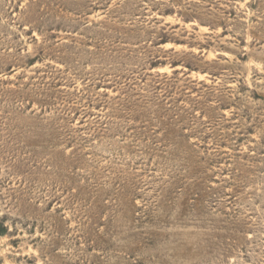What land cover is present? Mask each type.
Instances as JSON below:
<instances>
[{"label": "rangeland", "instance_id": "obj_1", "mask_svg": "<svg viewBox=\"0 0 264 264\" xmlns=\"http://www.w3.org/2000/svg\"><path fill=\"white\" fill-rule=\"evenodd\" d=\"M0 264H264V0H0Z\"/></svg>", "mask_w": 264, "mask_h": 264}]
</instances>
